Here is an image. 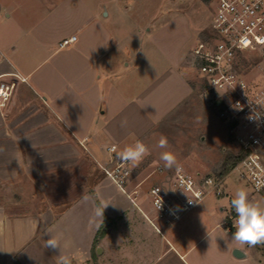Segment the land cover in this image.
Listing matches in <instances>:
<instances>
[{"label": "crops", "instance_id": "crops-1", "mask_svg": "<svg viewBox=\"0 0 264 264\" xmlns=\"http://www.w3.org/2000/svg\"><path fill=\"white\" fill-rule=\"evenodd\" d=\"M88 10L81 19L74 2L0 0V76L16 82L0 106V264H56L59 250L44 246L51 236L72 264H264V243L231 242L227 197L208 196L167 223L150 190H171L172 181L149 159L122 187L101 172L98 164L148 137L193 88L182 58L157 66L140 38L118 55L101 7ZM61 179H77L74 196L61 192ZM29 182L44 189L43 200H70L29 211L28 195L13 194ZM98 202L107 205L103 218L94 215Z\"/></svg>", "mask_w": 264, "mask_h": 264}, {"label": "rangeland", "instance_id": "rangeland-1", "mask_svg": "<svg viewBox=\"0 0 264 264\" xmlns=\"http://www.w3.org/2000/svg\"><path fill=\"white\" fill-rule=\"evenodd\" d=\"M65 1L74 2L77 16L81 19L85 16L83 13L89 12V10L85 12L86 8L95 11L98 6L101 7V21L115 33V37L117 34L116 38L120 46L118 55H123L122 51L127 42L135 44L140 38L139 48L141 51L147 49L152 63L155 62L157 66L164 61L174 62L175 65L177 60L182 58L181 62L184 63L192 82L193 90L190 99L173 114L161 120L148 137L141 141L148 147L149 152L142 158L143 161L135 165L130 164L131 172L128 179L135 174V171L143 170L144 167L139 163L142 164L146 159L151 161L150 166L152 167L150 168L152 169L150 170L163 172L162 179L171 181L177 169L190 174L196 181L210 175L223 176L226 178L224 194L212 196L229 199L228 210L232 221L230 224H233L236 219L230 200L238 188H244L250 200L264 206V190L256 192L248 180L241 179L239 174L233 171V167H230L227 172L225 170V163L229 162L228 156L237 153L238 146L227 125L219 119L218 107H214L206 99V85L200 78L193 56V49L197 43L207 39L212 33L211 19L215 0H43V3L49 6L51 3ZM260 62L264 64V56L253 57L250 63L245 62L244 64L254 66ZM255 72L257 75L262 73L259 69ZM161 136L167 138V148L158 147ZM164 151H171L175 154L178 168L168 169L164 166V162L160 159V154ZM115 161L108 164L101 163L98 166L100 169L101 165L111 168ZM101 172L105 175L102 169ZM157 174L150 179H157ZM61 180L64 181L60 187L61 192L67 191L65 196H74L76 193L72 191L73 181L77 179ZM52 185H48V191L53 190ZM39 186L38 183L29 182L23 186L24 192L17 190L13 194L17 195V200L21 195H28V210L35 212L42 208L44 203L46 205L53 201L42 199L44 189ZM11 187L9 185L1 189L9 194L12 191ZM65 196L53 202L64 205L70 200ZM262 246L261 249L264 251V245Z\"/></svg>", "mask_w": 264, "mask_h": 264}, {"label": "built area", "instance_id": "built-area-1", "mask_svg": "<svg viewBox=\"0 0 264 264\" xmlns=\"http://www.w3.org/2000/svg\"><path fill=\"white\" fill-rule=\"evenodd\" d=\"M210 37L193 49L197 71L206 85V99L218 107L219 119L237 143L239 158L233 171L248 180L256 192L264 190V64L251 66L253 57L264 56V0H215ZM76 36L64 39L69 46ZM263 60V59H262ZM259 69L260 74H256ZM260 79V80H259ZM262 81V82H261ZM15 81L0 76V106L7 105ZM116 150V146L110 148ZM131 163L120 159L113 167L101 165L107 177L123 186ZM223 176L196 181L177 169L171 190L155 185L150 190L153 205L167 223L179 220L210 195L224 194Z\"/></svg>", "mask_w": 264, "mask_h": 264}, {"label": "clouds", "instance_id": "clouds-1", "mask_svg": "<svg viewBox=\"0 0 264 264\" xmlns=\"http://www.w3.org/2000/svg\"><path fill=\"white\" fill-rule=\"evenodd\" d=\"M158 147H168V140L166 137L161 136ZM148 152V147L143 142L137 141L134 145L128 146L123 151L119 152L118 156L122 162L135 165L140 162ZM160 159L168 169L179 167L177 158L171 151L162 152L160 154ZM230 205L236 214V219L233 222L235 231L231 236V242L250 247L264 243V206L259 202L250 200L249 194L244 188H238L234 192L230 200ZM106 206L107 205L97 206L94 210L95 217L103 218V212ZM44 246L53 252L59 250V255H56V264H72V260L69 256L60 253V242L58 238L51 236V238L45 242Z\"/></svg>", "mask_w": 264, "mask_h": 264}, {"label": "trees", "instance_id": "trees-1", "mask_svg": "<svg viewBox=\"0 0 264 264\" xmlns=\"http://www.w3.org/2000/svg\"><path fill=\"white\" fill-rule=\"evenodd\" d=\"M228 161L227 163H225V170L227 172V170L230 169V167H234L236 165V163L238 162L239 158L235 155V154H232L230 156H228ZM99 206V202L97 203ZM108 221V217L104 215V224ZM102 228V227H101ZM99 229L96 237H95V240H94V244L98 242L99 238L101 237V233H102V229Z\"/></svg>", "mask_w": 264, "mask_h": 264}, {"label": "water", "instance_id": "water-1", "mask_svg": "<svg viewBox=\"0 0 264 264\" xmlns=\"http://www.w3.org/2000/svg\"><path fill=\"white\" fill-rule=\"evenodd\" d=\"M233 255L236 258H244L246 256V254L242 250H240V249H234Z\"/></svg>", "mask_w": 264, "mask_h": 264}]
</instances>
